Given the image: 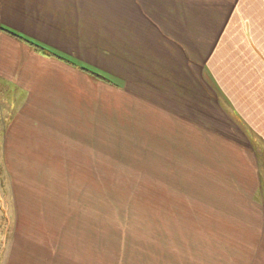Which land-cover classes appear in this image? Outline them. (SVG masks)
Listing matches in <instances>:
<instances>
[{
    "label": "crops",
    "instance_id": "0c3cea01",
    "mask_svg": "<svg viewBox=\"0 0 264 264\" xmlns=\"http://www.w3.org/2000/svg\"><path fill=\"white\" fill-rule=\"evenodd\" d=\"M0 24L112 80L0 29V109H14L0 146L17 200L38 193L20 178L103 179L106 123L124 117L162 123L171 154L151 176L164 187L208 179L161 191L163 211L185 210L161 218L178 226L171 248L109 258L97 236L39 219L7 264H264V0H0Z\"/></svg>",
    "mask_w": 264,
    "mask_h": 264
},
{
    "label": "rangeland",
    "instance_id": "374dc122",
    "mask_svg": "<svg viewBox=\"0 0 264 264\" xmlns=\"http://www.w3.org/2000/svg\"><path fill=\"white\" fill-rule=\"evenodd\" d=\"M12 110L0 109V134L4 120L10 117ZM142 111L141 116L137 115L139 120H144V109ZM106 125L110 128L106 130L103 179H74L65 175L20 178L27 187L39 193L21 194V200H17L15 192H12L13 178H16L10 177L9 163L4 160L0 146V264H7L11 259L10 247H15L16 233H23V230L28 233L39 228L29 225L39 219L54 220L56 233L97 236L98 249H103L109 258L124 255L129 249L159 250L168 245L171 248L172 244L167 240L177 234L178 226L174 224L172 230H168L170 226H163L161 218L164 212L172 217L176 216V212L185 213V210L178 211L176 207L165 205L163 211L161 191H170L178 186L182 190L190 183L189 180L204 190L208 179L203 174L200 179L189 174L188 178L180 176V182L178 178L177 181L176 178H165L164 187V179L151 176L161 174L165 169L161 160L171 154L166 142L168 137L164 136L159 119L137 122L133 117H124L120 120L119 129L116 122ZM72 167L71 163H58L60 170L64 168L68 171ZM182 168L187 169L185 166ZM101 183L103 187H100ZM181 201L187 203L190 199L181 194ZM18 220L24 225L21 223L19 226ZM164 230L165 236L162 235ZM50 232L53 233V230ZM95 243L92 242L93 245Z\"/></svg>",
    "mask_w": 264,
    "mask_h": 264
},
{
    "label": "trees",
    "instance_id": "16d2710c",
    "mask_svg": "<svg viewBox=\"0 0 264 264\" xmlns=\"http://www.w3.org/2000/svg\"><path fill=\"white\" fill-rule=\"evenodd\" d=\"M0 29L4 30L10 34H12L13 36L17 37L18 39L24 41L25 43H27L30 47H32L34 50H36L37 52L46 55V56H53L56 58H59L65 62H68L69 64L76 66L78 68H80L81 70H83L84 72L90 74L91 76L95 77L96 79L102 80V81H107V82H112V80L104 74V72H102L101 70L92 67L88 64L82 63L74 58L65 56L57 51H54L53 49H50L49 47L39 43L38 41L27 37L23 34H20L16 31H14L13 29H10L4 25L0 24Z\"/></svg>",
    "mask_w": 264,
    "mask_h": 264
}]
</instances>
